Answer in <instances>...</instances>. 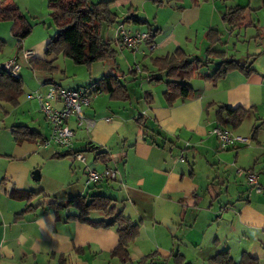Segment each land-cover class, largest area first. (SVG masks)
<instances>
[{"label":"crops","instance_id":"1","mask_svg":"<svg viewBox=\"0 0 264 264\" xmlns=\"http://www.w3.org/2000/svg\"><path fill=\"white\" fill-rule=\"evenodd\" d=\"M194 2L189 9L176 3L171 8H167L168 4H160L169 12L161 20L155 19L154 24L147 23L148 19L143 15L128 13L126 5L113 7L109 2L116 15V22L111 26L117 23V27L114 35L107 39L102 36L113 42L116 55L119 49H129L118 39L120 26L131 33L152 32L149 43L144 41L137 49H129L137 50L140 58V70L144 71L141 76L145 78L142 90L135 86L130 88L138 74L120 78L117 71H107L117 66L116 58L95 61L89 66L83 64L90 77H94L93 82L115 75L120 92L117 91V98L104 92L108 98L96 99L84 106L85 117L94 121L91 128L78 125L72 116L68 124L75 133L72 151H91L94 162L102 163L98 166L93 162L92 166H96L93 170H116L114 179L94 185L87 179L85 183L80 180L68 183L56 175L45 180V175L36 170L38 163L25 162L33 155L42 154L47 158L55 151L50 147L52 144L40 143L50 135L51 124L38 102L27 97L29 91L44 90L50 83L67 89L82 88L75 78L60 80L55 77L60 72L62 76L66 70L57 66L54 61L57 55H46L47 42L54 36L45 42L44 55L25 58L30 70L25 78L19 74L21 91L14 102L6 99L14 104L15 116L21 114V117L11 120L10 136L3 132L7 127L1 128L0 133L3 137L0 140V264H140L142 260H147L145 264H150V260L173 264V258L190 264H210L212 257L223 250H227L236 262L245 264L244 259L250 255L257 264H264V189L254 192L245 175L239 174V179L232 176L231 163L234 161L243 168L257 170L258 181L264 186V50L251 54L262 57V62L254 59L252 71L233 68L216 81L197 76L203 81L197 89L193 87V95L177 97L172 103L164 99L165 83L153 84L148 77L150 72H156L152 59L176 51L205 57L207 31L218 28L212 21L208 25L203 23L215 10L222 19L226 8L221 11L212 0L215 9L210 11L202 9L198 0ZM199 17L200 26H204L200 42L206 43L203 54L192 51L199 37L195 27ZM245 18L251 23L243 26H257L256 19L246 15ZM147 45L150 46L146 48ZM225 54L227 57L226 51ZM12 58L18 61L19 55L9 59ZM34 59H52L53 70L41 69L39 63L34 64ZM218 61H209L208 64L214 66L206 73H211ZM54 104L57 108L62 106L60 102ZM101 106L104 110L113 108V114L95 119L97 112L103 110ZM224 107L247 109L237 127L227 122L229 113ZM142 112L151 116L156 129L154 126L151 130V124H147L148 116ZM140 115L144 118H138ZM126 124L130 125V130ZM17 125L36 131L30 139L18 143L13 135ZM215 126L224 127L248 141L223 146L212 132ZM182 130L189 134V141L182 139L183 145L178 146L173 137L178 135L181 139ZM231 150L234 152L230 153ZM21 161L25 163L21 164ZM68 175L78 179L76 173L69 172ZM102 183L109 194L102 192ZM98 193L113 198L114 212L121 211L137 225V233L129 241L126 254L114 253L119 240L116 225H93L76 218L78 209L74 206H54L75 197ZM89 218L107 221L111 217L104 211L94 210ZM248 262L252 264L250 260Z\"/></svg>","mask_w":264,"mask_h":264},{"label":"trees","instance_id":"2","mask_svg":"<svg viewBox=\"0 0 264 264\" xmlns=\"http://www.w3.org/2000/svg\"><path fill=\"white\" fill-rule=\"evenodd\" d=\"M154 1L161 2V0ZM48 5L51 9V16L59 30L47 42L46 55L62 53L70 57L75 63L85 64L87 66L95 61L115 60L117 51L113 46V42L111 40H105L102 36L103 26H111L116 22V15L112 12L108 0H100L97 2L92 0H48ZM245 11L246 6L240 5L231 6L224 10L222 20L230 32L236 27L250 25L251 21L246 22ZM0 19H9L12 21L11 30L13 35L18 39V43L22 42L31 31L28 21L14 0L0 1ZM149 33L151 38L152 32L149 31ZM118 39L120 40L119 37ZM149 41L146 42L149 43ZM206 41L208 44L205 49V57L192 56L185 52L176 51L167 56L152 59V65L155 67L156 72H150L148 77L152 80L153 84L159 82L165 83L166 89L163 92V96L168 103H172L177 97L187 98L193 95L194 89L190 83V78L194 75L202 77L203 79L216 81L233 68H239L245 72L253 70L252 64L255 55H249L248 57L251 56V58L243 60L235 57L227 58L225 50L217 47L224 44L222 41V33L218 29L209 28L206 34ZM4 44L5 41L0 38V49ZM213 59H219V61L211 73L201 72L199 70L200 63L201 65H208V62ZM35 62L39 63L41 69L45 71L53 70L52 59H34V64ZM137 68L139 69L140 66L137 65L136 68H132L130 73L137 75ZM116 78L115 75L105 76L87 87H93L94 90L100 89L102 93H109L112 98H117L119 88L116 86ZM21 87L20 77H14L7 70L0 69L1 99L14 102L15 97L21 91ZM224 109L229 113L227 122L232 127H237L247 113V109L241 107H224ZM141 117L142 115L138 118ZM35 131L23 125H17L13 129V135L16 142L19 143L25 139H30ZM75 152L66 150L63 155L73 154ZM98 154H103V152H99ZM69 205L78 209V214L75 217L79 220L89 221L91 224L98 226L116 225L119 240L114 253H127L129 241L137 233V225L124 217L121 211L114 212L113 198L98 193L82 195L64 203L54 204L55 207H67ZM94 210L104 211L105 215L111 218L107 221L103 219L91 220L89 214ZM244 260L245 264L249 263V260L252 264H257L256 259L250 255ZM146 261L142 260L140 264H145ZM150 262V264H159L154 263V260H150ZM172 263L190 264L185 260L177 258H173ZM160 264H167V262L163 261ZM210 264H243V262L234 261L229 252L223 250L212 257Z\"/></svg>","mask_w":264,"mask_h":264},{"label":"rangeland","instance_id":"3","mask_svg":"<svg viewBox=\"0 0 264 264\" xmlns=\"http://www.w3.org/2000/svg\"><path fill=\"white\" fill-rule=\"evenodd\" d=\"M92 1L97 2L100 0H92ZM110 1L113 3V7L120 6L121 8H123V5H126L128 13L143 15V17H146L148 19L147 23H151V24L152 23L154 24L155 19L158 18L161 20L162 17L166 16L167 12H169V9H166V7H164V5L166 4H168L167 8H171V6L173 7L177 5V6H183L184 8L189 9L190 6H192L193 3H195L194 0H161V3L154 2L153 0H108V2ZM211 1L212 0H207V1L198 0L200 5L203 6L202 9H207L210 11L213 10L214 8L212 7ZM215 1H216V5L220 6L219 9H221V11L224 10L225 8H228L234 5H241V6L246 5L245 15L248 18H253L257 20L256 22L257 26H254V25L243 26L242 25L240 27L234 28L230 32L226 24L221 19V16L216 10L213 15L212 14L207 15L208 21L204 22L203 25H208L207 23H209V21H212L211 23L216 24V27L221 31L223 40L225 42L224 44L219 45L217 47L224 49L227 52V58L235 57L241 60L242 58L247 59V58H251V56L250 57L248 56L253 54L254 52L264 50V2H262V0H215ZM15 2L19 10L21 11V13H23L25 19L28 21L31 31L23 39V41L19 44L16 41V38L13 35L12 30H11L12 21L9 19H0V38L5 41V44L3 45V48L0 51V63H4L5 61L15 56L16 54L19 55L18 63L21 65L19 74L20 75L22 74L23 77L25 78L28 75L30 69L28 67V60L25 59L23 52L25 50L30 49L33 52V56L44 55L43 53L45 49V45H44L45 42H47V40L50 39V37L55 36V34L58 33L59 28L51 16V9L48 5V0H15ZM160 4H164V5H160ZM120 11H123V10L121 9ZM202 12L206 14L205 10H202ZM211 15L212 17L209 19V16ZM200 19L201 17H199L195 23V27L199 31L198 33L199 37L197 38L198 39L197 44L196 46L194 44V49L192 51L193 52L197 51V53L199 52V54H203L206 43H204L203 41L200 42V37H202L204 34V31H203L204 26H200L201 25V23H199ZM116 27H117V23L111 27H106V26L103 27L102 35L105 37V39L110 37L109 35L112 36L115 34ZM149 46L147 45L145 47L148 48ZM136 52L137 50L131 51L126 48L121 49V50L119 49L118 54L116 55V60H117L116 67L117 68L115 67L114 70L109 69L107 71L109 73L111 71L112 72L117 71V73L120 75V78L124 77L123 75L131 76L130 70L132 68H136L137 65L141 66L139 62L140 58ZM256 58H258L257 53L255 56V61L258 60V62H262V57H259L258 59ZM54 61H56V64L59 68L66 70V73L63 72L64 74L62 76H61L62 72L58 73L55 76L57 77V79L62 80L64 79V77L75 78L76 80L81 82V83L79 82L78 86L82 88L87 87L88 83L93 82L92 79L94 77L92 76L90 77L88 68L85 65L74 63L69 57L65 56L62 53L57 54V57ZM213 66H214L213 63H210L208 65H201L200 63L199 70L201 72H206L209 69V67H213ZM137 71H139L138 78H137L138 82L136 81L137 83L135 82V84L130 85V88L135 86L137 87V89L142 90V83L145 78L141 76V74H144V71L140 70V68L139 69L137 68ZM35 74H39V72L35 71ZM24 78H23V82L25 84ZM199 79L200 78L197 77V75L196 76L194 75L192 78H190V82L192 83L193 87L196 89L201 86V83L203 81ZM152 86L153 84H151V87ZM25 89H26V86H25ZM36 90H39V88L30 90L29 92L36 91ZM102 94L95 96L92 102L96 99L100 100L102 98H108V96L105 94H103V97H102L101 96ZM119 102H122V101H119ZM118 104L121 105V103H118ZM134 105H136V103ZM84 106L82 107V110L84 109ZM35 108H37V105ZM102 109L103 110L101 112H97V114L95 115L96 117L95 119H102V118L104 119L105 116L113 114V110H112L113 108L105 109V110L104 108ZM14 110H15L14 104H11L7 102L6 100L0 98V133L2 132L1 128L7 127V129H5L3 132H5L7 136H10L8 135L10 134V128L8 127H10L11 125L10 123L11 120L13 119V117H21V114L15 116ZM142 113H144L146 117L148 116L147 113L145 112H142ZM149 113H153V112L149 111ZM39 115L41 116L42 120H45L40 112H39ZM129 124H126V126H128ZM147 124L148 125L151 124L150 125L151 130L154 129V126H155V129L157 127L156 123L152 122L151 116L147 117ZM243 126H245V124ZM127 128L128 130H130L131 128L130 125ZM181 135H182L181 139L177 138L178 135L173 137V141H175V143H177L178 146L183 145L182 139H187L185 140V142L189 141L187 137V135L189 134L186 133L184 130H182V132L180 133V136ZM2 138L0 137V140ZM166 139L171 141L169 138H166ZM50 147L53 148L55 151L51 150L53 152H51V154L47 158H45L44 156H42V154H40V155H33L32 158L30 159L26 158L25 160L26 163H31V162L38 163V166H36V170H40L41 173L45 175L44 177L45 180H47L48 177H52L53 175H56L60 179H63L64 181H68V183L69 181L72 183V181H79V180L85 183L87 179L86 178L87 170L96 169L95 168L96 166L95 167L92 166L93 165L92 163L94 162V160L92 159L91 151H80L79 152L85 158V162H83V161L75 159V156L73 154L63 155L66 152V150L61 147L56 146L55 144L50 145ZM231 152H234V150H231L230 153ZM25 162L21 161V164H24ZM94 163L98 164V166L102 165L101 161H95ZM203 163H205L204 160H203ZM231 163H233L232 176L235 175L234 177H236L237 179H239L238 178L239 174L236 171L237 169H240L242 173H244L248 169L247 167L243 168V166H241L240 164H235L234 161H232ZM248 170L252 171L255 175H257L256 174L257 170L256 171L254 169L252 170L248 169ZM69 172L70 174L76 173V175L78 176V179L76 180L75 176L70 178L68 175ZM113 182L115 184V180ZM91 185H94V183H92ZM102 186H103L102 192L105 194H109L110 192L108 188L105 189V186L103 183H102ZM261 188L264 189V186H261ZM253 191L255 192L254 188H253Z\"/></svg>","mask_w":264,"mask_h":264},{"label":"built area","instance_id":"4","mask_svg":"<svg viewBox=\"0 0 264 264\" xmlns=\"http://www.w3.org/2000/svg\"><path fill=\"white\" fill-rule=\"evenodd\" d=\"M118 36L121 43L131 50H135L140 43L150 39V34L146 31L131 33L124 29L123 26H120ZM151 48H153V45H151ZM23 55L28 59L32 58L33 53L25 50ZM0 69L7 70L14 77H19L20 64L17 58L9 59L0 66ZM101 93L100 89L94 90L93 87L67 89L57 83L48 84L44 90L28 93L27 97L38 102L40 110L51 124L50 135L47 139L40 142L41 145L49 146L50 144H55L65 150H72L75 133L68 124L69 118L72 116L76 119L78 125L84 124L87 129L91 128L94 125V121L85 117L82 107L90 104L92 99ZM55 102H60L62 104L61 108H57L54 104ZM106 120L108 121L110 118H106ZM212 132L216 134L223 146H233L237 142L248 141L247 138L233 134L230 130L221 126H215ZM73 155L77 160H85L84 156L79 152H75ZM236 171L240 175H245L247 181L253 186L255 191L260 192L262 190L257 175L252 171L246 170L244 173L240 169ZM86 175L88 182L97 183L106 179L116 178L117 171L107 168L102 171L88 169Z\"/></svg>","mask_w":264,"mask_h":264}]
</instances>
